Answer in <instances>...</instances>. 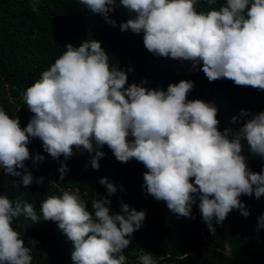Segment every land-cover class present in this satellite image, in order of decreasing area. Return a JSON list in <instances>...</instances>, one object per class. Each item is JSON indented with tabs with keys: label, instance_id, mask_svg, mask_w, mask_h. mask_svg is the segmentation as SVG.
Segmentation results:
<instances>
[{
	"label": "clouds",
	"instance_id": "clouds-1",
	"mask_svg": "<svg viewBox=\"0 0 264 264\" xmlns=\"http://www.w3.org/2000/svg\"><path fill=\"white\" fill-rule=\"evenodd\" d=\"M37 11L41 0H30ZM201 0H78L86 10L109 17L117 7L129 14L120 31L143 33V44L156 57L191 63L202 70L209 82L228 79L237 86L264 91V0H224L219 8L198 11ZM209 6L217 0H206ZM39 78L21 94L33 114L21 127L18 117H10L0 106V169L18 178L15 186L25 188L34 182L25 162L33 158L28 145L42 141L43 150L60 160V180L67 176L65 163L74 149L89 154L84 165L99 170L105 145L116 160L132 159L146 168L143 188L146 195L166 203L177 216L195 219L198 208L207 230L213 236L216 226L235 209L245 218L249 212L240 197L264 196V168L251 171L243 155L245 146L253 156L264 159V111L249 115L233 131L219 130L215 102L189 100L194 87L190 80L170 83L166 90L149 89L128 83L127 71L111 66L101 42L85 39L79 46L68 43ZM239 117L233 116L232 123ZM132 137L131 140L128 138ZM20 169V170H18ZM22 170V171H21ZM43 183V177L36 181ZM107 196L118 187L107 177L99 179ZM123 190V186H120ZM26 193L10 199L0 194V264H32V252L38 241L25 245L21 233L13 228L23 217L31 225L56 222L72 244L73 264H126L124 250L132 243L134 232L141 229L146 212L120 202V211L111 210V201L103 196L91 202L89 211L80 189L62 191L40 203L39 211L25 200ZM264 229V214L256 231ZM232 253L224 244V255ZM46 256V253L44 254ZM139 264H156L151 253L141 252Z\"/></svg>",
	"mask_w": 264,
	"mask_h": 264
},
{
	"label": "trees",
	"instance_id": "trees-1",
	"mask_svg": "<svg viewBox=\"0 0 264 264\" xmlns=\"http://www.w3.org/2000/svg\"><path fill=\"white\" fill-rule=\"evenodd\" d=\"M222 3L224 0H217V4L209 6L206 0H201L197 10L219 8ZM109 17L116 21V26L86 10L78 0H41L35 12L30 0H0V106L10 117H18L22 128L33 115L21 98L23 91L55 62L68 43L79 46L85 39L101 42L111 66L125 71L133 69L127 72L129 84L147 81L143 85L146 88L166 90L170 83L193 81L194 87L187 98L214 101L220 131L225 128L236 131L246 119L240 117L241 110H247L250 116L264 111V91L237 86L228 79L209 82L200 70L202 64L192 71L190 62L156 57L144 47L143 33L120 31V23L129 18L123 7H117ZM233 116L239 117L238 123H232ZM28 148L33 158L37 153L45 157L42 162H34V159L25 162L34 182L27 188L22 185L17 188L18 178L6 176L0 169V194L14 199L26 193L25 200L39 211L41 201L48 196L79 188L89 211H92L91 202L100 196L111 201L113 212L120 211L121 201L137 211H145L141 229L134 232L132 243L124 250L126 264H139L141 252L151 253L156 264H264V229L256 231L258 218L264 214V196L256 199L254 195H242L240 200L249 212L248 217L234 209L222 226H216L213 236L202 221L199 201L192 207L195 219L177 218L165 202L146 195L144 165L135 159L127 163L117 161L106 145L99 149L105 153L99 161V170L90 166L85 169L89 154L74 149V155L65 161L69 171L63 181L58 171L63 156L60 160L53 159L43 150L38 138L32 139ZM243 155L251 171L260 172L264 168V159L253 156L247 146ZM41 177L43 183H37ZM102 177L118 187L116 194L107 196L106 188L99 184ZM121 185L123 190H120ZM12 226L21 233L26 246L32 247L28 243L31 239L38 241L32 252V264H73L72 244L56 222L41 221L31 225V221L21 217ZM226 242L232 246L229 256L224 255Z\"/></svg>",
	"mask_w": 264,
	"mask_h": 264
}]
</instances>
